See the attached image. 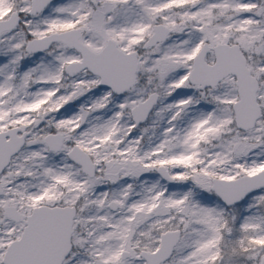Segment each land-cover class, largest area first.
I'll return each instance as SVG.
<instances>
[{
	"label": "snow or ice",
	"instance_id": "snow-or-ice-1",
	"mask_svg": "<svg viewBox=\"0 0 264 264\" xmlns=\"http://www.w3.org/2000/svg\"><path fill=\"white\" fill-rule=\"evenodd\" d=\"M0 264H264V0H0Z\"/></svg>",
	"mask_w": 264,
	"mask_h": 264
}]
</instances>
